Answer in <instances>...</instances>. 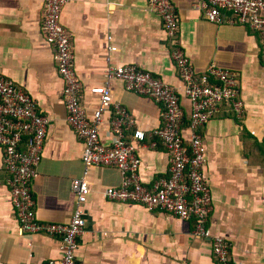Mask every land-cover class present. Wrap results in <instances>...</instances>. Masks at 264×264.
Wrapping results in <instances>:
<instances>
[{
    "label": "crops",
    "instance_id": "obj_1",
    "mask_svg": "<svg viewBox=\"0 0 264 264\" xmlns=\"http://www.w3.org/2000/svg\"><path fill=\"white\" fill-rule=\"evenodd\" d=\"M180 20L177 35L197 71L211 65L238 72L244 111L223 102L201 131L207 147V176L213 210L208 226L231 242L235 264H264V52L262 34L244 24H215L195 7L196 0H173ZM44 0H0V71L29 92L49 118L38 175L33 183L36 214L42 221L68 222L76 206L72 180L83 175L84 142L67 122L64 81L55 48L43 30ZM62 21L71 34L74 64L91 114L98 96L90 88L104 81L107 35H113L115 63L134 64L181 88L162 18L148 0H70ZM113 96L137 120L146 138L140 144V174L152 188L170 176V157L155 130L164 104L112 83ZM186 124L190 103L183 98ZM107 121L102 137L110 142ZM156 143L155 146L152 145ZM0 146V264H39L61 256V238L21 230L11 200ZM115 166L93 165L85 204L86 227L77 258L83 264H218L210 239L194 234L196 220L149 209L142 203L108 199L106 187L118 185Z\"/></svg>",
    "mask_w": 264,
    "mask_h": 264
},
{
    "label": "built area",
    "instance_id": "obj_2",
    "mask_svg": "<svg viewBox=\"0 0 264 264\" xmlns=\"http://www.w3.org/2000/svg\"><path fill=\"white\" fill-rule=\"evenodd\" d=\"M69 1L44 0L43 22L45 38L55 48L57 69L65 84L67 122L84 142V172L72 180L76 206L68 222L42 221L36 214L33 183L43 157L49 118L29 92L0 71V146L4 148L3 161L10 174L8 183L19 225L25 233L42 232L61 238V256L39 264H83L77 258L78 238L86 227L85 204L91 192L87 174L93 165L115 166L122 173L120 184L106 187L104 194L108 199L142 203L185 220L195 218L194 234L211 240L217 263L235 264L231 242L221 234H213L208 226L213 197L204 172L207 147L201 128L216 115L223 102L242 115L244 102L238 72L216 64L197 71L177 39L180 20L174 1L148 0L149 8L162 18L173 45L171 55L181 88L134 64L113 62L110 54L117 46L113 35L108 34L104 81L90 88L98 96L97 106L90 114L74 64L72 37L62 21L63 8ZM195 7L215 24H244L259 31L264 52V0H196ZM115 80L122 81L127 90L164 104L163 122L155 133L169 153L171 174L152 188L144 184L140 174L138 151L146 133L137 127L129 109L114 99ZM183 98L190 103L187 124ZM106 121L110 142L101 134Z\"/></svg>",
    "mask_w": 264,
    "mask_h": 264
}]
</instances>
